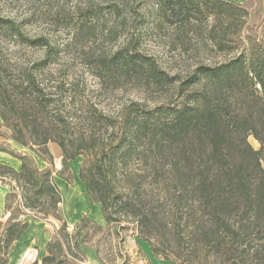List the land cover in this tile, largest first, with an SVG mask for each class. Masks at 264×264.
Returning a JSON list of instances; mask_svg holds the SVG:
<instances>
[{"label": "trees", "instance_id": "1", "mask_svg": "<svg viewBox=\"0 0 264 264\" xmlns=\"http://www.w3.org/2000/svg\"><path fill=\"white\" fill-rule=\"evenodd\" d=\"M151 2L155 22L189 32L200 42L199 59L182 77L170 74L139 49L144 0H87L81 26L86 23L93 31L109 18L108 31L123 36L120 47L93 57L97 76L116 84L134 82L167 100L153 106L131 101L116 116L92 109L89 131L75 138L35 80V71L50 64L53 49L44 37L24 36L20 23L0 16L1 31L44 49L18 86L32 99L31 109L18 108L0 84V128L7 130L0 129V137L47 163L39 168L33 156L0 146L20 163L18 171L0 163V177L9 176L29 195L24 199L15 187L4 195V213L12 214L5 220L0 216V264H8L14 243L28 227L18 218L25 208L59 221L44 255L30 264H87L80 246L104 228L82 214L74 233L68 232L58 210L61 197L49 167V142L61 151L60 174L66 182L72 180L68 162L80 156L77 176L88 202L100 204L106 225L130 216L137 240L161 264H198L202 255L218 264H264V22H249L253 6L263 0ZM257 11L264 16V5ZM43 115L52 117L54 126H42ZM96 124L109 137L96 136ZM138 147L149 151L153 181L161 184L160 199L168 201L166 211L138 188L124 191L113 183L117 167H127Z\"/></svg>", "mask_w": 264, "mask_h": 264}, {"label": "rangeland", "instance_id": "2", "mask_svg": "<svg viewBox=\"0 0 264 264\" xmlns=\"http://www.w3.org/2000/svg\"><path fill=\"white\" fill-rule=\"evenodd\" d=\"M86 3L87 0H0L1 17H8L20 23L24 36L44 37L53 49L50 64L35 71V80L43 90L44 97L50 100L53 110L59 111L64 123L67 124L68 136L73 138L89 131L92 117H95L90 114L92 109L97 113L101 112L102 115L116 116L123 105L131 101H140L153 106L167 100L163 94L151 93L139 88L133 84L134 82L125 81L116 84L97 76L93 57L120 47L123 44V36L114 37L108 31L110 29L108 22L111 20L109 18L102 20L93 31V28H88L89 25L86 23L81 26L80 10ZM261 5H264V0L262 3L256 2L253 6L255 12L251 14L249 21L251 24L261 20L264 22V16L257 11ZM152 9L151 0H144L143 11L146 23L139 29V49L153 56L170 74L182 77L199 59L198 50L200 53L201 44L189 32L183 33L172 26L155 22ZM43 55L44 49L21 43L0 30V84L4 85L8 94L16 99L18 108L31 109L34 104L26 94L25 96L20 94L21 90L18 86L25 75L24 72ZM42 126H54L53 118L43 115ZM0 129L7 132L4 127ZM95 131L98 133L96 136L100 138L109 137V132H105L99 124L95 125ZM248 142L254 149L259 146L252 136L248 137ZM0 146L15 152L24 151L33 156L39 167L43 165L31 150L21 147L12 140L0 137ZM0 158L4 161L0 163L16 171L19 170L14 168L15 163L19 165V161L12 156L0 152ZM81 160L79 156L69 161L68 168H76L78 172ZM148 163L149 151L138 147L136 154L128 160L127 167H117L113 183L124 191L138 188L154 203L158 199L160 202L157 204L166 211L168 201L160 199L161 184L154 183L153 172ZM49 167L51 171L60 169V162L53 160ZM53 172L60 173L59 170ZM52 180L60 191L61 200L58 210L66 221L69 233H74L82 214L104 227L80 246L85 254V263H163L151 256L145 243L137 240L136 226L130 216L120 224L106 225L100 204L88 202V205H85L88 200L82 198L86 196L83 184V192L80 193L75 178L65 186L57 182L56 176L55 179L52 177ZM11 187H15L24 199L29 197L24 186L16 187V183L9 176L0 177L1 220L12 214L11 210L4 213V195ZM13 206L14 203L10 207ZM25 211V214L19 215L18 218L27 221L28 227L18 239L19 244L18 240L16 241L17 247L16 242L14 243L13 252L11 251L8 256V264H30L34 260H39L45 253V243L59 225V221L52 216L42 218V212L38 209L25 208ZM169 220L171 221L172 218ZM198 262L195 263L218 264L215 258L205 259L203 255Z\"/></svg>", "mask_w": 264, "mask_h": 264}, {"label": "crops", "instance_id": "3", "mask_svg": "<svg viewBox=\"0 0 264 264\" xmlns=\"http://www.w3.org/2000/svg\"><path fill=\"white\" fill-rule=\"evenodd\" d=\"M227 1L242 2L243 0H227ZM48 149H49V151H50L51 154H52L53 160H54V161L58 160V161L60 162V159H61V151H60L59 147H58L55 143H48ZM0 162H4V161L0 158ZM36 164H37V166H38V163H37V162H36ZM41 164H43V165H42L41 167L38 166L39 168H44V167H46V163H44V162L41 161ZM12 167H13V166H12ZM19 167H20V163H19V165H18V163H17V164L15 163L14 168H15V169H19ZM56 168H58V167H56ZM58 170L60 171L59 168L56 169V170H52V171H58ZM70 171H71V173H72V179H73V178L77 179V182H78L77 186H78V188H79L80 193L83 192V186H82V183H80V181H78V176H77L78 172H77V169L71 167ZM55 176H56V180H57V182H58L59 184L62 183V184L65 186V184H66L67 182H66L64 176H62L60 173H59V174H54V172H53V173H52V177H53L54 179H55ZM82 198H84V200H88V199H86V198H87L86 196H85V197H82ZM86 202H87V203H85V205H88V201H86ZM19 241H20V240H18V244H19ZM16 247H17V242H16ZM12 252H13V251H12Z\"/></svg>", "mask_w": 264, "mask_h": 264}]
</instances>
